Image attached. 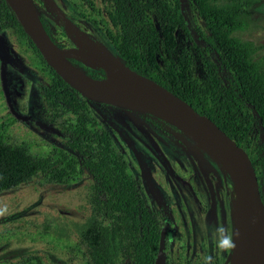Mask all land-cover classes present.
I'll return each mask as SVG.
<instances>
[{"label": "rangeland", "instance_id": "obj_1", "mask_svg": "<svg viewBox=\"0 0 264 264\" xmlns=\"http://www.w3.org/2000/svg\"><path fill=\"white\" fill-rule=\"evenodd\" d=\"M166 1L176 7L175 0ZM32 2L37 14L53 25L54 39L64 47L65 57L79 59V67L97 69L103 63L98 60L90 65L80 59V52L88 51L87 41L81 45L76 41L81 33L112 55L106 33L117 35L118 31L109 20L111 0ZM248 11L246 26L239 35L258 48L256 56L264 63V0H253ZM180 12L197 39L195 44L217 64L221 81L230 86L231 74L221 68L216 54L207 51L199 36L208 35V31L197 6L181 0ZM0 37L5 45V53H0V137L4 144L24 147L35 158H56L67 148L59 125L74 117L66 114L52 121L41 94V87L50 83L48 66L41 63L16 28L0 22ZM87 101L92 116L111 137L129 172L141 182L148 206L160 213L161 228L169 224L172 237L166 239L165 260L170 264H203L204 257L210 255L214 262L216 258L223 261L227 253L216 251L212 232L217 225L234 229L232 205L238 196V189L232 190L223 169L182 130L161 131L138 113ZM260 143L259 127L254 123L244 143L250 160L260 158ZM259 172L264 203V168ZM91 185L92 177L83 171L67 184L36 177L0 190V264H87L81 242L97 219L90 204Z\"/></svg>", "mask_w": 264, "mask_h": 264}, {"label": "trees", "instance_id": "obj_2", "mask_svg": "<svg viewBox=\"0 0 264 264\" xmlns=\"http://www.w3.org/2000/svg\"><path fill=\"white\" fill-rule=\"evenodd\" d=\"M190 2L197 6L208 31V35L199 36L207 51L216 54L221 68L231 74L230 86L221 81L217 64L195 44L197 39L180 12V0H175L174 8L166 0H111L109 19L118 33L107 31L112 46L108 47L109 51L128 70L208 117L243 149L253 124L257 123L260 158L250 161L259 181V171L264 168V63L256 56L258 48L239 35L246 26L253 0ZM209 2L211 6L205 5ZM39 21L56 45L53 25L40 16ZM0 22L16 28L45 64L5 0H0ZM57 47L64 49L62 45ZM67 61L85 76L95 80L107 78V71L101 66L79 67V59L67 58ZM46 68L50 83L41 87V94L52 121L66 114L74 117L59 125L66 139V152L56 158H35L24 147L4 144L0 137V190L28 183L36 177L49 183L67 184L86 171L92 177L90 204L97 216L81 242L87 264H154L160 240V213L148 206L139 181L129 172L109 134L92 116L89 101L50 67ZM148 120L158 128L181 131L161 118ZM186 136L220 167L193 138ZM223 172L234 190L230 176ZM232 218L234 224L233 205ZM231 257L232 252L227 253L223 261L216 258L214 264H230ZM165 264H170L168 259Z\"/></svg>", "mask_w": 264, "mask_h": 264}, {"label": "water", "instance_id": "obj_3", "mask_svg": "<svg viewBox=\"0 0 264 264\" xmlns=\"http://www.w3.org/2000/svg\"><path fill=\"white\" fill-rule=\"evenodd\" d=\"M5 1L46 65L81 97L122 110L157 115L158 118L173 124L191 137L182 124L190 125L193 129L200 130L211 145L221 149L229 162L231 173L201 148L218 163L221 169L227 172L234 184V190L238 187L246 200L257 235L260 264H264V203L255 170L244 149L238 146L208 117L199 114L189 104L169 91L162 89L152 81L131 72L127 68L131 73L152 83L157 87V92L149 96L116 95L103 88L104 80H95L85 76L78 69V73H75V67L69 64L67 57L64 55L65 51L57 47L46 35L32 0ZM0 53H5V45L1 37ZM99 66L103 67L102 65ZM2 77L5 96L10 104L5 88V77ZM167 228L168 225L160 232L159 248L154 264H165L164 239Z\"/></svg>", "mask_w": 264, "mask_h": 264}, {"label": "bare ground", "instance_id": "obj_4", "mask_svg": "<svg viewBox=\"0 0 264 264\" xmlns=\"http://www.w3.org/2000/svg\"><path fill=\"white\" fill-rule=\"evenodd\" d=\"M76 41L78 45L85 41L88 43L85 42L88 45V51H81L80 59L90 65H95L98 60L103 62L102 66L107 71L103 88L116 95L128 96H149L157 92V87L128 71L115 57L85 33L77 36ZM74 72L78 73L77 68ZM182 125L201 148L221 163L227 171L232 172L228 160L219 147L211 145L200 130L193 129L190 125ZM236 189H238V196L233 203V216L234 230L239 233V236L236 239V248L232 252L230 264H260V252L251 212L240 189L238 187Z\"/></svg>", "mask_w": 264, "mask_h": 264}, {"label": "clouds", "instance_id": "obj_5", "mask_svg": "<svg viewBox=\"0 0 264 264\" xmlns=\"http://www.w3.org/2000/svg\"><path fill=\"white\" fill-rule=\"evenodd\" d=\"M239 233L234 229L225 227L224 225H217L212 232V241L218 253H230L236 248V239ZM203 264H214L212 256H205Z\"/></svg>", "mask_w": 264, "mask_h": 264}, {"label": "flooded vegetation", "instance_id": "obj_6", "mask_svg": "<svg viewBox=\"0 0 264 264\" xmlns=\"http://www.w3.org/2000/svg\"><path fill=\"white\" fill-rule=\"evenodd\" d=\"M112 4V3H111ZM38 17H39V15H38ZM110 20V19H109ZM76 25V24H75ZM76 26H78V25H76ZM106 35H107V33H106ZM55 42H56V40H55ZM56 45L58 46V45H60V44H57V42H56ZM61 49V48H60ZM64 50V49H63ZM7 91V90H6ZM103 105H106V104H103ZM107 106H110V105H107ZM111 107H113V106H111ZM116 108V107H115ZM119 109V108H118ZM122 110V109H121ZM135 113H137V112H135ZM139 115H141V114H144V113H138ZM146 116H147V114H145ZM142 116V115H141ZM146 116H143V117H145L147 120L148 119H153V118H148V117H146ZM149 121V120H148ZM150 122V121H149ZM151 123V122H150ZM152 124V123H151ZM153 125V124H152ZM153 127L154 128H156V129H158V130H165V129H171V128H169V127H160V128H158V127H156V126H154L153 125ZM171 130H173V129H171ZM173 131H176V130H173ZM127 164V163H126ZM134 177V176H133ZM135 178V177H134ZM137 181H139L137 178H135ZM139 183H140V188H141V192H142V187H141V182L139 181ZM143 195V194H142ZM144 197V196H143ZM145 199V198H144ZM154 210V209H153ZM156 211V210H155ZM166 225H168V228H167V230H166V233H165V239H164V250H165V247L167 246V244H166V239H170L172 236H171V233L169 232V224L168 223H166L162 228H161V230L166 226ZM161 232V231H160ZM166 234H167V236H166ZM165 258H166V254H165Z\"/></svg>", "mask_w": 264, "mask_h": 264}]
</instances>
